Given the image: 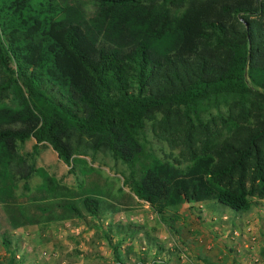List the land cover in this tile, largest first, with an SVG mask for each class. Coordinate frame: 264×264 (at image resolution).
I'll return each mask as SVG.
<instances>
[{
	"label": "trees",
	"instance_id": "obj_1",
	"mask_svg": "<svg viewBox=\"0 0 264 264\" xmlns=\"http://www.w3.org/2000/svg\"><path fill=\"white\" fill-rule=\"evenodd\" d=\"M29 140L33 152L20 154ZM40 145L79 169L77 189L36 168ZM98 153L126 167L123 185L163 220L185 203L244 214L263 200L264 0H97L90 17L57 0H0V204L11 228L88 216L123 263L120 246L142 227L101 221L121 204L85 160ZM1 244L5 264H18Z\"/></svg>",
	"mask_w": 264,
	"mask_h": 264
},
{
	"label": "rangeland",
	"instance_id": "obj_2",
	"mask_svg": "<svg viewBox=\"0 0 264 264\" xmlns=\"http://www.w3.org/2000/svg\"><path fill=\"white\" fill-rule=\"evenodd\" d=\"M57 2L61 6H78L87 17L97 6V0ZM146 135L157 157L163 158L169 153L166 145L158 143L150 131ZM34 143L29 140L21 145L20 154L32 153ZM85 160L105 178L113 197L109 202L121 204L117 213L106 212L101 221L142 227L120 246L123 263L118 264H264L261 254L264 249L263 201L254 200L252 209L244 214L234 213L214 202L185 203L169 209L163 220L148 204L133 198L123 185L122 175L127 174L124 165L101 153L95 155L94 161ZM34 163L36 168H42L69 188L77 189L84 181L79 169L70 172L48 145L38 147ZM40 183L41 178L33 177L28 186L32 190ZM22 186L21 181L18 195L23 192ZM3 236L16 250L18 264H117L112 249L88 216L85 221L26 225L14 230L4 205L0 204V264L8 259L1 244Z\"/></svg>",
	"mask_w": 264,
	"mask_h": 264
},
{
	"label": "crops",
	"instance_id": "obj_3",
	"mask_svg": "<svg viewBox=\"0 0 264 264\" xmlns=\"http://www.w3.org/2000/svg\"><path fill=\"white\" fill-rule=\"evenodd\" d=\"M260 201H263L264 202V199L263 200H260ZM21 228H19V229H15V230H20Z\"/></svg>",
	"mask_w": 264,
	"mask_h": 264
}]
</instances>
